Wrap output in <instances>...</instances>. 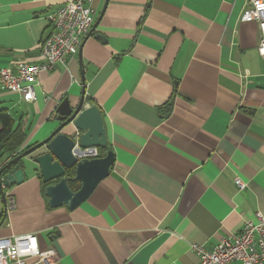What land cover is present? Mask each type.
Wrapping results in <instances>:
<instances>
[{"label": "crops", "instance_id": "crops-1", "mask_svg": "<svg viewBox=\"0 0 264 264\" xmlns=\"http://www.w3.org/2000/svg\"><path fill=\"white\" fill-rule=\"evenodd\" d=\"M68 1L0 0V68L42 63L47 16ZM92 4L98 22L82 67L77 52L41 71L32 101L0 85V108L23 121L25 150L58 125L61 100L78 103L83 72L85 103L102 113L114 164L68 209L47 204L30 160L38 152L24 157L23 182L4 187L5 203L0 196V236L36 233L41 249L57 253L51 264H198L192 245L210 250L264 215L258 25L239 21L246 0Z\"/></svg>", "mask_w": 264, "mask_h": 264}, {"label": "built area", "instance_id": "built-area-1", "mask_svg": "<svg viewBox=\"0 0 264 264\" xmlns=\"http://www.w3.org/2000/svg\"><path fill=\"white\" fill-rule=\"evenodd\" d=\"M95 17L92 0H70L47 16L49 30L41 41L40 64L19 61L15 70L0 68V85L8 91L19 93L23 100L36 98L35 87L40 72L55 64H65L68 57L77 54L83 38L91 29ZM239 21L255 22L260 32L259 54L264 59V0H246ZM77 146V144H76ZM72 149L77 158L99 156L97 147ZM235 186L242 190L246 184L239 178ZM256 222L245 220L235 234L224 237L212 249L192 245L199 257L198 264H264V215L255 213ZM35 259L29 262V259ZM57 258L54 248L41 249L36 233L0 236V264H51Z\"/></svg>", "mask_w": 264, "mask_h": 264}, {"label": "water", "instance_id": "water-1", "mask_svg": "<svg viewBox=\"0 0 264 264\" xmlns=\"http://www.w3.org/2000/svg\"><path fill=\"white\" fill-rule=\"evenodd\" d=\"M99 18V17H98ZM98 19L93 23L87 35L95 31ZM95 37L103 39L96 33ZM82 40L78 49L79 63L83 45ZM82 91L78 103L70 105L65 97L56 108V119L59 122L53 131L42 141L28 147L13 158L0 163V196L6 202L4 187L23 182L25 177L24 165L21 161L31 153H36L30 160L38 165V172L45 187L47 204L50 207L66 206L74 209L93 192L97 184L109 175L110 167L115 158L112 150L105 155L94 158H77L72 149L97 147L105 148L107 138L102 113L96 104L85 103L84 75L81 72ZM77 144V146H76ZM73 170V175L69 172ZM69 182L80 184L73 191Z\"/></svg>", "mask_w": 264, "mask_h": 264}, {"label": "trees", "instance_id": "trees-1", "mask_svg": "<svg viewBox=\"0 0 264 264\" xmlns=\"http://www.w3.org/2000/svg\"><path fill=\"white\" fill-rule=\"evenodd\" d=\"M26 136V129L23 121L20 119L16 122L15 118L5 108H0V163L7 158L15 157L24 150L23 144ZM27 147H30V145ZM108 150L109 148L107 145L105 148H99V156L105 155ZM69 174L73 175V170H71ZM47 184L48 183H43L41 181V190L44 196ZM69 186L73 191H76L80 184L78 182H69ZM45 198L47 197L45 196ZM3 221L4 213L0 215V225Z\"/></svg>", "mask_w": 264, "mask_h": 264}]
</instances>
